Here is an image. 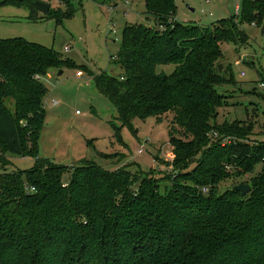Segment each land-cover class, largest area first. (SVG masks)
Listing matches in <instances>:
<instances>
[{"label":"trees","instance_id":"trees-1","mask_svg":"<svg viewBox=\"0 0 264 264\" xmlns=\"http://www.w3.org/2000/svg\"><path fill=\"white\" fill-rule=\"evenodd\" d=\"M56 1L63 9L45 15L34 0L0 6L60 23L77 0ZM109 1L116 7L125 0ZM143 1L153 24L124 25L110 56L121 74L100 71L92 80L121 126L171 116L180 137L168 130L173 170L159 177L85 158L66 166L38 157L42 77L51 67L75 65L41 44L0 38V264H264V144L238 140L251 133L249 125L216 122V87L231 80L217 69L220 43H246L237 19L261 25L264 0H242L236 15L204 26L176 20L175 0ZM9 154L34 164L11 169ZM239 183L250 186L243 196L234 190Z\"/></svg>","mask_w":264,"mask_h":264},{"label":"rangeland","instance_id":"rangeland-1","mask_svg":"<svg viewBox=\"0 0 264 264\" xmlns=\"http://www.w3.org/2000/svg\"><path fill=\"white\" fill-rule=\"evenodd\" d=\"M39 1L49 3L53 10L63 9L56 0ZM126 1L114 7L109 0L101 4L97 0H77L73 14L60 23L53 18L30 21L25 8L0 6V38L21 37L41 44L52 48L63 62L75 65L51 67L42 77L47 93L43 100L45 119L38 141V157L66 166L85 158L108 170L128 167L134 172L135 169L150 172L153 177L173 170L168 130L173 128L175 136H180L176 133L178 128L171 124V116L135 118L131 121L132 132L115 119L113 102L96 89L92 80V75L100 71L114 76L121 74L120 65L110 56L118 50L125 24H153L152 19L145 18L143 0ZM241 3L242 0H175L176 20L208 25L236 15L235 6ZM237 21L248 40L237 45L220 43L222 57L217 69L231 80L216 87L222 96L216 122L238 120L249 125L251 133L238 140L264 144V35L261 34L264 18L259 26ZM109 26L115 31L109 30ZM172 68L162 67L166 72ZM115 126L119 128L118 134ZM140 145H144V150L138 154ZM9 158L11 169H28L34 164L30 157L9 154ZM164 184L160 183L161 190ZM230 184L231 181L224 182L219 190Z\"/></svg>","mask_w":264,"mask_h":264},{"label":"water","instance_id":"water-1","mask_svg":"<svg viewBox=\"0 0 264 264\" xmlns=\"http://www.w3.org/2000/svg\"><path fill=\"white\" fill-rule=\"evenodd\" d=\"M34 7L37 11H39L42 15L47 14L48 10L50 9L51 5L44 1L35 0L33 2ZM261 34L264 35V25L261 28ZM61 73V72H60ZM100 155V154H99ZM250 189V186L248 184L239 183L234 186V190L240 192V194L243 196L245 193H247Z\"/></svg>","mask_w":264,"mask_h":264},{"label":"built area","instance_id":"built-area-1","mask_svg":"<svg viewBox=\"0 0 264 264\" xmlns=\"http://www.w3.org/2000/svg\"><path fill=\"white\" fill-rule=\"evenodd\" d=\"M124 2L126 3L127 1L125 0ZM113 9H114V7H113V8H110L109 11H113ZM109 30H111L112 32L115 31L114 28H113V26H109ZM65 49L67 50L68 47L66 46ZM241 74L243 75V72H242ZM143 150H144V145H140V147L137 149V153L140 154V153L143 152ZM171 157H173L172 153H171ZM170 159H171V158H170ZM31 189H32V188H31ZM204 191H206V189H204Z\"/></svg>","mask_w":264,"mask_h":264},{"label":"crops","instance_id":"crops-1","mask_svg":"<svg viewBox=\"0 0 264 264\" xmlns=\"http://www.w3.org/2000/svg\"><path fill=\"white\" fill-rule=\"evenodd\" d=\"M237 8H238V5L235 6V9H236V10H237Z\"/></svg>","mask_w":264,"mask_h":264}]
</instances>
